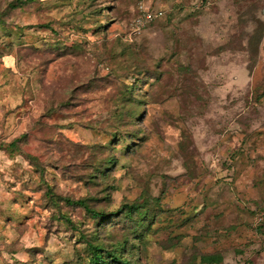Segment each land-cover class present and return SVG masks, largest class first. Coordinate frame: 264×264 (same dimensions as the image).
Here are the masks:
<instances>
[{
	"label": "rangeland",
	"instance_id": "obj_1",
	"mask_svg": "<svg viewBox=\"0 0 264 264\" xmlns=\"http://www.w3.org/2000/svg\"><path fill=\"white\" fill-rule=\"evenodd\" d=\"M139 2L0 0V264H264V0Z\"/></svg>",
	"mask_w": 264,
	"mask_h": 264
},
{
	"label": "trees",
	"instance_id": "obj_2",
	"mask_svg": "<svg viewBox=\"0 0 264 264\" xmlns=\"http://www.w3.org/2000/svg\"><path fill=\"white\" fill-rule=\"evenodd\" d=\"M141 1H145V0H141ZM164 16V15H163ZM163 18V17H162ZM161 18V19H162ZM115 160L114 158L111 160V162H108L107 166V170L110 169V167H113V165L115 164ZM74 204L81 206L83 208H85L88 212L92 213V215L94 217H96L97 214L96 212L93 213V211L87 206L85 201H77ZM144 205H131L130 207L127 208V212L129 213H138L140 214L142 211L140 210L141 208H143ZM98 217V216H97ZM145 218H143L142 220H140V222L147 220L146 219V215L144 216ZM94 258L92 260V262L90 264H110V263H115V264H130V261L128 259H124V257L121 255V253H119V251H117L116 253L113 252H105L103 253V249L99 248V247H94ZM111 259V260H109ZM204 261H206V263L208 264H218L222 261V258L220 256H210L205 257Z\"/></svg>",
	"mask_w": 264,
	"mask_h": 264
},
{
	"label": "built area",
	"instance_id": "obj_3",
	"mask_svg": "<svg viewBox=\"0 0 264 264\" xmlns=\"http://www.w3.org/2000/svg\"><path fill=\"white\" fill-rule=\"evenodd\" d=\"M137 17L133 22L134 33L141 32L143 28L149 27L151 24L161 19L164 15L162 10L153 11L150 10L145 1H141L137 7ZM260 221L263 220V216L260 215Z\"/></svg>",
	"mask_w": 264,
	"mask_h": 264
}]
</instances>
